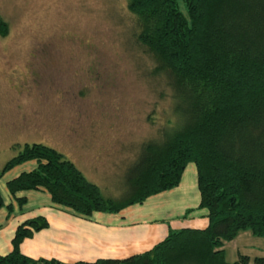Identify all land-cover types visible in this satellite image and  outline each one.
<instances>
[{
	"label": "trees",
	"instance_id": "16d2710c",
	"mask_svg": "<svg viewBox=\"0 0 264 264\" xmlns=\"http://www.w3.org/2000/svg\"><path fill=\"white\" fill-rule=\"evenodd\" d=\"M127 9L136 42L164 73L176 117L160 139L140 143L122 176L125 195L104 196L62 153L38 142L14 144L0 177L33 160V169L5 182L18 205L25 202L18 191L44 189L52 203L86 217L118 212L176 186L190 162L207 224L170 229L125 258L64 263L20 252L23 239L48 226L36 215L15 227L0 264H264V251L227 262L222 247L243 230L264 238V0H128ZM6 32L0 18V35Z\"/></svg>",
	"mask_w": 264,
	"mask_h": 264
},
{
	"label": "rangeland",
	"instance_id": "374dc122",
	"mask_svg": "<svg viewBox=\"0 0 264 264\" xmlns=\"http://www.w3.org/2000/svg\"><path fill=\"white\" fill-rule=\"evenodd\" d=\"M127 1L0 0V167L14 144L38 142L104 196L125 195L122 176L140 143L160 139L176 117L164 73L135 40ZM83 133L93 135L80 149ZM223 249L227 262L260 256L264 238L239 231Z\"/></svg>",
	"mask_w": 264,
	"mask_h": 264
},
{
	"label": "crops",
	"instance_id": "0c3cea01",
	"mask_svg": "<svg viewBox=\"0 0 264 264\" xmlns=\"http://www.w3.org/2000/svg\"><path fill=\"white\" fill-rule=\"evenodd\" d=\"M81 135V142L76 147L85 149L93 133ZM34 167L35 161H25L0 177L3 199L0 207V255L11 249L10 240L16 225L36 215L44 216L48 226L23 239L19 245L20 252L32 258H54L64 263L125 258L149 249L170 229H202L207 224L206 210L198 206L195 167L190 162L185 165L176 186L118 212L95 211L86 217L52 203L44 189L18 191L15 196L25 198V202L18 205L7 192L5 182ZM76 167L81 172V168Z\"/></svg>",
	"mask_w": 264,
	"mask_h": 264
}]
</instances>
